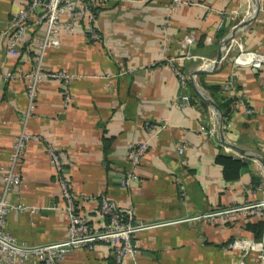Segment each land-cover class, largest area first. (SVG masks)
Listing matches in <instances>:
<instances>
[{
  "label": "crops",
  "instance_id": "1",
  "mask_svg": "<svg viewBox=\"0 0 264 264\" xmlns=\"http://www.w3.org/2000/svg\"><path fill=\"white\" fill-rule=\"evenodd\" d=\"M27 1L0 0V73H17L0 78V164L7 163L20 133L29 136L14 165L19 183L6 192L10 203L24 208L5 214L3 230L26 244L65 238L67 217L57 182L62 173L76 210L91 226L104 222L97 213L101 194L131 208V223L144 225L131 233L132 253L119 264H238L239 251L227 245L235 237L251 238L245 224L264 212L253 205L264 197V174L254 158L220 141L217 116L196 87L219 108L223 140L264 160V62L255 67L235 60L240 50L264 57V0H258L257 13L234 32L213 67L222 38L250 14L252 0H107L96 5V38L80 25L70 35L61 30L58 45L43 54L44 71L75 77L66 84L42 78L24 116L26 74L33 69L42 30L29 28L15 56L5 52L4 30ZM198 68L211 69L193 75ZM180 95L190 101L175 104ZM144 122L155 128H145ZM161 122L166 127L157 130ZM143 141L147 148L136 179L121 185L129 168L126 150ZM180 144L184 148L177 153ZM49 148L61 156L58 173ZM217 154L246 165L226 180L214 161ZM1 189L0 179V194ZM242 260L254 264L249 251ZM23 264L42 263L30 258ZM61 264L115 263L109 245L95 241L91 248L71 249Z\"/></svg>",
  "mask_w": 264,
  "mask_h": 264
},
{
  "label": "built area",
  "instance_id": "2",
  "mask_svg": "<svg viewBox=\"0 0 264 264\" xmlns=\"http://www.w3.org/2000/svg\"><path fill=\"white\" fill-rule=\"evenodd\" d=\"M107 0H28L25 4L19 6L11 15V18L4 30L5 34V52L15 56L18 51L17 43L24 37L29 28L40 27L42 30L35 40V62L33 69L26 74L27 84L25 87L27 98V110L24 116H27L32 107L37 84L44 77H51L61 80L66 84L75 76L62 70L44 71L42 69V59L46 48L58 45V35L61 30L67 35L76 31L79 25L90 32L91 37L96 38L93 30L94 7L100 5ZM66 17L65 20L62 18ZM186 39V38H185ZM188 40V39H187ZM257 59V61H255ZM235 60L243 64L258 67L260 62H264V57L255 58L249 51L240 50ZM177 77L182 80L184 75L177 68L173 69ZM17 73L7 71L0 73L3 81L15 78ZM65 99L68 98V92L63 90ZM190 101L189 96L180 95L174 99V103L184 105ZM245 112L251 114L252 109L247 108ZM145 128L151 130L155 126L148 122H144ZM165 122H161L157 130L164 129ZM29 136L20 133L12 144V150L8 156L6 164H0V179L2 181V189L0 194V264H23L30 258H34L42 264H61L65 254L71 249L85 246L91 248L95 241H102L109 245L112 260L115 264H119L125 257L131 255L132 244L130 242L131 233L143 228V224L131 223V208L120 207L113 200L101 194L98 201L97 213L104 219L100 227L91 226L88 219L78 213L74 205L75 196L68 187L67 179L62 173L57 174V182L59 185L60 195L64 200V213L67 217L66 236L62 240L41 243L26 244L18 241L10 233L3 230V222L5 214L10 210H22L24 206L21 203H10L6 198L7 190L19 183V177L14 171V165L21 157L24 149L25 140ZM147 148L146 142L131 143L126 150L125 158L129 164V168L121 180V185H125L128 180L136 179L135 168L140 158ZM184 148L183 144L175 146V151L181 153ZM47 156L51 165L55 170H62V159L55 148L47 150ZM259 200L253 204L254 206H264V201ZM238 208H231L236 210ZM29 212H33V208H28ZM215 212L213 214H219ZM256 242L248 237H235L227 245V248L239 251L238 264H245L243 257L248 252V248L243 245L246 240ZM254 250V249H253ZM261 258V254H259ZM262 260V259H261Z\"/></svg>",
  "mask_w": 264,
  "mask_h": 264
},
{
  "label": "water",
  "instance_id": "3",
  "mask_svg": "<svg viewBox=\"0 0 264 264\" xmlns=\"http://www.w3.org/2000/svg\"><path fill=\"white\" fill-rule=\"evenodd\" d=\"M259 9V2L258 0H252V8H251V12L248 16H246L245 18H243L239 23L238 25L232 27L225 35L224 37L222 38L220 44H219V47H218V51H217V54L214 58V60L212 61V66H215L217 64V62L220 60L221 56H222V52H223V49H224V46L225 44L233 37V34L234 32L246 25L251 19L252 17L257 13ZM211 68H208V69H205V68H198L196 70H194L193 72V75L194 74H197V73H201V72H208L210 71ZM192 81H193V78H191ZM196 92H197V95L198 97L206 104L208 105L212 110L213 112L215 113V115L217 116V122H218V125H217V130H218V133H219V136H220V141L223 142V144L229 148H231L232 150H234L235 152L239 153V154H242V155H245V156H250L252 158H254L260 165L262 171H263V174H264V160L263 158H261L260 156L256 155V154H247L245 152H243L242 150L236 148V146L228 143V142H225L222 138V135H221V113H220V110L219 108L217 107V105L203 92V90L199 87H196Z\"/></svg>",
  "mask_w": 264,
  "mask_h": 264
},
{
  "label": "trees",
  "instance_id": "4",
  "mask_svg": "<svg viewBox=\"0 0 264 264\" xmlns=\"http://www.w3.org/2000/svg\"><path fill=\"white\" fill-rule=\"evenodd\" d=\"M222 113L223 115L225 114L224 110L222 111ZM214 161L221 166L222 176L226 180L236 178L239 173V170L246 165V163L241 159L233 158L222 154H217L214 157ZM245 228L250 234L252 240H261L264 232V212L262 213V216L257 217L254 221L246 222Z\"/></svg>",
  "mask_w": 264,
  "mask_h": 264
},
{
  "label": "rangeland",
  "instance_id": "5",
  "mask_svg": "<svg viewBox=\"0 0 264 264\" xmlns=\"http://www.w3.org/2000/svg\"><path fill=\"white\" fill-rule=\"evenodd\" d=\"M263 201H264V197H263V199H262ZM262 207V206H261ZM264 207V206H263ZM263 235H264V232H263ZM264 237L262 236V238H261V240H259V241H256L255 243H259V244H261L262 245V247H250V248H252V249H249L248 248V251L250 252V253H252L253 254V256H254V261H253V263L254 264H264V239H263ZM251 239V238H250ZM254 249V250H253ZM259 254H261V258H259ZM128 256V255H127ZM126 256V257H127ZM125 257V258H126ZM262 259V260H261ZM243 262H244V260H243ZM245 264H247L246 263V261L244 262Z\"/></svg>",
  "mask_w": 264,
  "mask_h": 264
},
{
  "label": "bare ground",
  "instance_id": "6",
  "mask_svg": "<svg viewBox=\"0 0 264 264\" xmlns=\"http://www.w3.org/2000/svg\"><path fill=\"white\" fill-rule=\"evenodd\" d=\"M251 1V0H250ZM250 8H252V6L250 7ZM250 11V10H249ZM250 12H248V14H249ZM255 61H257V59H255ZM203 65H205V64H203ZM254 243L255 242H251L250 240H246L244 243H243V245L244 246H246V247H252L253 245H254Z\"/></svg>",
  "mask_w": 264,
  "mask_h": 264
}]
</instances>
